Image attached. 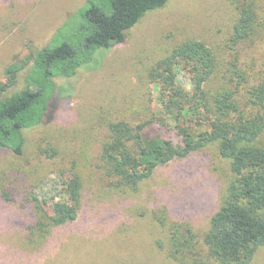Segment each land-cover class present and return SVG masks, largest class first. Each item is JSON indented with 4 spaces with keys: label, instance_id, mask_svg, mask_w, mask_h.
I'll list each match as a JSON object with an SVG mask.
<instances>
[{
    "label": "rangeland",
    "instance_id": "374dc122",
    "mask_svg": "<svg viewBox=\"0 0 264 264\" xmlns=\"http://www.w3.org/2000/svg\"><path fill=\"white\" fill-rule=\"evenodd\" d=\"M86 1L0 0V80L15 58L51 42ZM248 1L255 5L256 33L244 42L232 40L239 19L234 0H166L128 31L125 42L100 51L74 78H56L54 120L26 132L23 155L0 156V264H179L168 256V228L155 217L165 213L166 223L188 222L203 235L226 191L229 161L211 144L158 167L136 188H115L100 167L101 143L110 121L137 123L158 108L148 71L189 38L213 47L218 77L228 80L241 70L251 82L261 79L264 0ZM52 146L57 153L48 157L45 148ZM64 172L82 179L79 217L33 247L27 242L34 222L27 197L57 192ZM5 189L15 201L4 199ZM251 264H264V247Z\"/></svg>",
    "mask_w": 264,
    "mask_h": 264
},
{
    "label": "trees",
    "instance_id": "16d2710c",
    "mask_svg": "<svg viewBox=\"0 0 264 264\" xmlns=\"http://www.w3.org/2000/svg\"><path fill=\"white\" fill-rule=\"evenodd\" d=\"M234 1L239 19L232 40L241 43L256 33V11L252 1ZM165 3L87 0L69 14L51 42L15 58L0 80V156L23 155L26 132L54 120L56 78H74L100 51L125 42L129 30ZM217 73V57L208 42L189 38L179 43L148 71L158 108L137 123L110 121L101 143L100 167L115 188H136L158 167L211 144L229 161L226 191L203 235L188 222L166 223L165 213L155 217L168 228V256L179 264H251L264 247V76L251 82L241 70L228 80ZM45 151L48 157L57 153L55 146ZM60 177L57 192L27 197L34 216L27 242L33 247L79 217L82 179L76 173ZM15 196L3 192L7 201ZM159 242L165 246V240Z\"/></svg>",
    "mask_w": 264,
    "mask_h": 264
}]
</instances>
